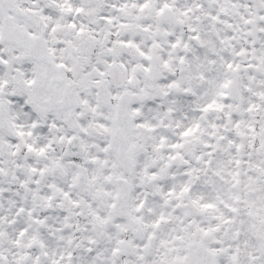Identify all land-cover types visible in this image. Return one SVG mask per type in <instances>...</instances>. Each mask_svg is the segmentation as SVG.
Returning a JSON list of instances; mask_svg holds the SVG:
<instances>
[{
    "label": "snow or ice",
    "instance_id": "obj_1",
    "mask_svg": "<svg viewBox=\"0 0 264 264\" xmlns=\"http://www.w3.org/2000/svg\"><path fill=\"white\" fill-rule=\"evenodd\" d=\"M0 264H264V0H0Z\"/></svg>",
    "mask_w": 264,
    "mask_h": 264
}]
</instances>
